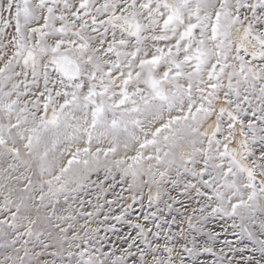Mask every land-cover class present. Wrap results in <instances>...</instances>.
Masks as SVG:
<instances>
[{"label":"snow or ice","instance_id":"1","mask_svg":"<svg viewBox=\"0 0 264 264\" xmlns=\"http://www.w3.org/2000/svg\"><path fill=\"white\" fill-rule=\"evenodd\" d=\"M0 264H264V0H0Z\"/></svg>","mask_w":264,"mask_h":264}]
</instances>
